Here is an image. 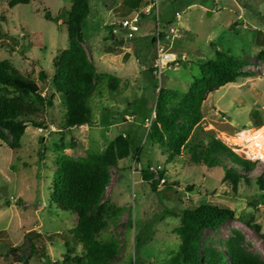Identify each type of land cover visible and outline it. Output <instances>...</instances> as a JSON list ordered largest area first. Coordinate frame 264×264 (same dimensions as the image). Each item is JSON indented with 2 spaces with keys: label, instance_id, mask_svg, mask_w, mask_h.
<instances>
[{
  "label": "rangeland",
  "instance_id": "374dc122",
  "mask_svg": "<svg viewBox=\"0 0 264 264\" xmlns=\"http://www.w3.org/2000/svg\"><path fill=\"white\" fill-rule=\"evenodd\" d=\"M10 1L0 0V61H11L39 84L43 95H49L53 92L54 60L68 48L64 23L74 0H30L12 9ZM89 2L91 14L83 28L82 46L98 73L120 79L119 89L110 92L103 78L89 99V125L64 129L63 96L58 94L54 108L35 118L43 128L29 126L20 149L12 150L0 140V264H21L20 258L27 264H70L64 262V240L71 237L68 233L76 227L78 217L57 210L51 200L56 158L59 154L74 158L103 154L110 142L117 137L128 140L129 133L141 165L135 168L136 157L130 153L118 167L110 168V183L103 197L121 209L99 236L103 242L115 239L121 247L112 264H167L180 245L173 230L181 223L182 210L209 203L230 207L236 218L205 231L204 240L220 248L238 231L245 239L244 248L264 261V238L246 223L260 225L264 234V197L255 183L241 184L234 192L223 181L221 169L190 165L187 152L166 164L167 155L146 143L144 129L154 114L142 121L144 115L135 112L141 109L142 114H148L155 106L156 82L184 94L200 76V65L214 60L217 51L229 53L246 62L242 71L251 77L207 96L195 135L205 144L213 135L238 156L256 163L257 170L250 177L261 175L264 163L248 157L247 143L236 146L227 138L259 129L257 121L264 126V61L257 58L264 51V0ZM152 3L155 7L140 21L136 38L128 40L121 23L141 17ZM46 13L56 22L47 20ZM169 20L181 30L171 51L182 63L176 70H165L161 77L155 75L156 81L149 72L156 57L152 38ZM40 73L46 74V81H40ZM147 168L153 175L151 182L158 183L156 192L142 178V170ZM158 171H166V176L161 178ZM164 182L178 183V187L169 189ZM191 186L194 189L189 191ZM30 241L45 250V258L38 253L30 256ZM9 246L21 250L9 253ZM76 250L80 253L81 247Z\"/></svg>",
  "mask_w": 264,
  "mask_h": 264
},
{
  "label": "trees",
  "instance_id": "16d2710c",
  "mask_svg": "<svg viewBox=\"0 0 264 264\" xmlns=\"http://www.w3.org/2000/svg\"><path fill=\"white\" fill-rule=\"evenodd\" d=\"M29 3L30 0H11L8 6L12 9L19 4ZM90 14L89 0L73 1L68 11V21L64 23L68 31V48L60 52L54 60L53 92L49 95H43L39 84L30 75L22 74L11 61H0V93L4 92L0 95V140L10 149L21 148L22 137L29 126L43 128L42 123L35 121V118L40 112L54 108L56 95L63 96V127L72 129L91 124L92 109L89 99L103 78L106 77L110 92L118 91L120 79L98 73L82 46L83 28ZM144 16H141V20ZM45 17L47 20H57L48 13ZM163 24L167 27L173 21H165ZM155 32L156 30L152 45L156 49ZM136 34L132 39L127 37L128 40H134ZM257 58L264 61V51ZM246 66L245 61L229 53L217 51L214 60L200 65V76L194 79L186 93L159 87L156 82L153 88L158 90V94L155 106L150 107V114H142L141 109L135 112L144 115L142 121L149 120L154 114L150 126L144 129L146 143L155 145L162 154L167 155L166 164L187 152L188 164L210 170L221 169L223 181L234 192L241 184L249 185L254 182L264 197V170L257 177H250L249 174L257 170L256 163L238 156L213 135L209 136L206 144L195 135L203 119L202 106L207 96L240 79L251 77L242 71ZM149 72L157 81L153 75V66ZM39 79L41 82L46 81V74L40 73ZM255 126L260 128L263 124L257 121ZM141 127L142 125L138 129L140 132ZM128 138H115L103 154H90L85 158L64 154L57 156L51 200L57 210L74 213L78 217L76 227L68 233L71 237L64 238L67 248L65 263L112 264L118 258L121 247L117 240L103 242L99 236L107 229L109 221L121 211L115 202L103 201L110 183V168L118 167L119 162L127 159L130 153L136 157L135 168L141 165L140 157L137 156L138 150L133 149L130 133ZM141 174L151 190L156 192L158 183L151 182L153 175L149 168L142 170ZM158 174L163 178L166 171H158ZM164 184L169 189L178 187V183ZM193 189L194 186L188 187L189 191ZM235 218V212L230 207L217 203L196 205L182 210L181 223L173 230L180 239V245L167 264H264V261L244 248L245 239L238 231L234 230V236L221 243L220 248L213 242L204 240L205 231L216 230ZM246 223L264 238L260 225L253 221ZM78 246L81 247L80 253L76 250ZM29 249L30 256L38 253L43 258L46 257L45 250L38 248L33 241L29 242ZM20 250L21 247L9 246L8 252L15 253ZM19 260L21 264H27L26 260Z\"/></svg>",
  "mask_w": 264,
  "mask_h": 264
},
{
  "label": "built area",
  "instance_id": "2783aa9c",
  "mask_svg": "<svg viewBox=\"0 0 264 264\" xmlns=\"http://www.w3.org/2000/svg\"><path fill=\"white\" fill-rule=\"evenodd\" d=\"M155 4H151L148 9L145 10L143 15L149 14ZM179 17V15H177ZM141 17L135 16L132 19L125 20L121 24V28L126 30L127 37L129 39L134 38V35L140 30L139 23ZM181 33L180 28L172 24L170 26L158 27L155 32L156 38V57L153 62V75L161 77L165 70H176L179 65V59L175 57V54L171 51L172 44L179 37Z\"/></svg>",
  "mask_w": 264,
  "mask_h": 264
},
{
  "label": "bare ground",
  "instance_id": "6f19581e",
  "mask_svg": "<svg viewBox=\"0 0 264 264\" xmlns=\"http://www.w3.org/2000/svg\"><path fill=\"white\" fill-rule=\"evenodd\" d=\"M227 139L229 143L236 146L247 143L246 154L248 157L254 161L259 160L264 163V126L256 130H244L239 132L237 137Z\"/></svg>",
  "mask_w": 264,
  "mask_h": 264
},
{
  "label": "clouds",
  "instance_id": "9594fccd",
  "mask_svg": "<svg viewBox=\"0 0 264 264\" xmlns=\"http://www.w3.org/2000/svg\"><path fill=\"white\" fill-rule=\"evenodd\" d=\"M174 24V23H173Z\"/></svg>",
  "mask_w": 264,
  "mask_h": 264
}]
</instances>
